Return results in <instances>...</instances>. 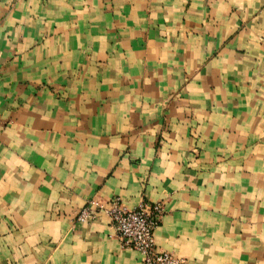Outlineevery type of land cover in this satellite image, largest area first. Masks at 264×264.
<instances>
[{
  "label": "crops",
  "instance_id": "0c3cea01",
  "mask_svg": "<svg viewBox=\"0 0 264 264\" xmlns=\"http://www.w3.org/2000/svg\"><path fill=\"white\" fill-rule=\"evenodd\" d=\"M115 196L183 264H264V0H0V264H140L76 219Z\"/></svg>",
  "mask_w": 264,
  "mask_h": 264
},
{
  "label": "built area",
  "instance_id": "2783aa9c",
  "mask_svg": "<svg viewBox=\"0 0 264 264\" xmlns=\"http://www.w3.org/2000/svg\"><path fill=\"white\" fill-rule=\"evenodd\" d=\"M98 212L108 217L122 247L133 249L141 255L140 264H183L181 257L155 244L154 230L164 214L162 202L143 200L129 208L117 196L105 203L91 199L78 211L76 219L93 220Z\"/></svg>",
  "mask_w": 264,
  "mask_h": 264
}]
</instances>
